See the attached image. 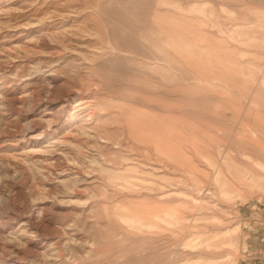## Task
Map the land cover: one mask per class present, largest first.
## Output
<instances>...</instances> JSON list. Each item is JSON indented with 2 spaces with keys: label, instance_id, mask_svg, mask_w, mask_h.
Wrapping results in <instances>:
<instances>
[{
  "label": "rangeland",
  "instance_id": "obj_1",
  "mask_svg": "<svg viewBox=\"0 0 264 264\" xmlns=\"http://www.w3.org/2000/svg\"><path fill=\"white\" fill-rule=\"evenodd\" d=\"M0 264H264V0H0Z\"/></svg>",
  "mask_w": 264,
  "mask_h": 264
}]
</instances>
